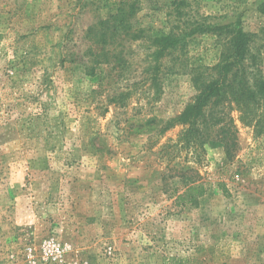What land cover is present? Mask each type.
<instances>
[{
  "label": "rangeland",
  "instance_id": "rangeland-1",
  "mask_svg": "<svg viewBox=\"0 0 264 264\" xmlns=\"http://www.w3.org/2000/svg\"><path fill=\"white\" fill-rule=\"evenodd\" d=\"M128 1L143 31L125 46L128 70L86 76L68 54ZM190 21L254 35L264 68V0H0V264H264V125L250 124L258 108L232 113L233 161L222 147L192 148L182 124L158 139L131 129L194 101L189 75L154 77L149 64L152 38L189 31ZM224 37H188L189 63L215 66ZM36 113L42 132L32 136L24 120ZM192 185L204 195L178 201Z\"/></svg>",
  "mask_w": 264,
  "mask_h": 264
},
{
  "label": "trees",
  "instance_id": "trees-1",
  "mask_svg": "<svg viewBox=\"0 0 264 264\" xmlns=\"http://www.w3.org/2000/svg\"><path fill=\"white\" fill-rule=\"evenodd\" d=\"M137 8L134 2H121L114 14L89 26L81 46L68 54L70 62L83 67L86 76L90 78L98 77L104 67L119 72L128 70L125 46L133 40L141 39L143 32L134 26L133 18ZM190 26L192 28L182 34L172 30L153 37L152 42L157 49L149 55V64H153L154 77L162 72L189 75L197 92L194 101L172 119L164 120L154 116L131 123V129L136 135L154 134L158 139L176 123L182 124L187 127L183 133L184 138L192 148L198 150L207 145L212 148L222 147L227 158L233 161L239 148L233 111L240 112L242 117L246 112L252 116L254 109L258 108L260 116L250 124L258 133L262 132L264 125V68L260 55L253 50L255 36L240 29L238 25L211 26L190 21ZM211 32L220 38L225 35L219 62L213 67L191 65L185 53L188 37ZM167 52H171V64L162 66L161 61ZM128 95L131 96V93H121L119 97L128 98ZM42 116L43 113H36L24 120V127L31 131L32 136L41 134L42 130L37 133V123ZM204 193L203 186L192 185L177 200L183 204H193ZM170 261L172 264H198L192 263L190 258L174 257Z\"/></svg>",
  "mask_w": 264,
  "mask_h": 264
}]
</instances>
